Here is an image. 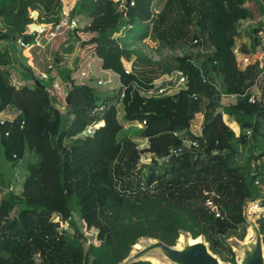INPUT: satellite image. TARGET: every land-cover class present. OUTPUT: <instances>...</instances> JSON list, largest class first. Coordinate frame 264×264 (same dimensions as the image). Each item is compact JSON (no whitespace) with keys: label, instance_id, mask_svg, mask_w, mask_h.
<instances>
[{"label":"trees","instance_id":"1","mask_svg":"<svg viewBox=\"0 0 264 264\" xmlns=\"http://www.w3.org/2000/svg\"><path fill=\"white\" fill-rule=\"evenodd\" d=\"M259 4L264 9V0H134L128 8L79 0L70 18L91 23L65 31L54 59L67 83L68 119L50 96L54 77L39 79L21 63L24 83L14 84L9 49L24 50L18 41L30 25H58L63 0H0V113L13 112L0 123V264H122L140 239L175 246L181 232L204 236L213 254L236 264L228 241L247 235L246 204L259 207L264 242ZM248 19L256 25L240 31ZM151 36L185 52L156 62L133 49ZM73 43H81L80 58L66 73L60 52ZM237 49L257 58L243 66ZM94 59L117 77L114 88L78 76ZM175 71L186 77L182 89L142 95ZM18 168L26 171L20 192L11 173Z\"/></svg>","mask_w":264,"mask_h":264},{"label":"rangeland","instance_id":"2","mask_svg":"<svg viewBox=\"0 0 264 264\" xmlns=\"http://www.w3.org/2000/svg\"><path fill=\"white\" fill-rule=\"evenodd\" d=\"M72 2H75V0H73ZM63 4H64V8H63L64 12L69 13L70 11L68 9L70 7V0H63ZM255 14H256V17L258 20L264 21V9H262L260 7V4H259V6L258 5L255 6ZM89 23H91V20H85V21L80 23V27L83 28L86 25H88ZM64 33L65 32H60L53 40L49 41V39L46 38L48 31H45L42 35L38 36V39H36L31 44L30 48H24V50H22L20 48H19L20 50H16L13 46L9 45V49L11 50L13 57L16 60L14 63V66L12 68V71H11L13 74V77L15 79L16 84H20V85L23 84L24 82L22 81L21 77L26 75L24 73V70H22V68L20 66L21 63H23L24 66L31 67L34 71V74L39 79H42V74L46 71L47 66L52 62L54 63L55 53L58 50L59 45L64 40V37H65ZM36 36H37V34H36ZM41 37H42V40H40ZM37 40L41 41L40 46L36 45ZM243 42H248V41L246 38L243 40H240L238 42V46L240 47L242 44H244ZM6 45H8V44L5 43L2 45V47L6 46ZM80 45H81V43H73L68 47L66 46L63 51L61 50L60 55L63 57L61 68L64 69V72L67 73L70 70V68H72V67L75 68L76 63L79 61V58H80V53H81L80 52ZM70 47H73V50L71 52L69 51ZM133 49L140 51L144 56H146L147 58H150L151 60L156 61V62L167 61L172 57L181 56L185 52V49L183 47H180V46L173 48V49L165 46L164 44L157 41L154 38V36H151L150 38L146 39L145 41L140 42L136 45H133ZM262 53H263V50L260 49L258 55L260 56ZM245 56H247V55L242 54V55L238 56V59L242 64H243V62L241 61V58L245 57ZM256 58H257V56H250L251 60L252 59L255 60ZM87 62L81 63V67H84L85 71L88 72V76L83 78L84 81L89 80L90 78H93V80H95V81H97L99 79H104V80H109L110 82L103 85L102 87H96V88L105 89L107 87H111V88L115 87L114 84L116 82V78H117L116 76H113L112 74L107 75V74L101 72V70L98 66V63L95 59L91 60L90 64H88V66L86 67ZM80 75H81V70L79 71L78 76H80ZM104 75L107 77H105ZM170 75L171 74L163 75L162 77L158 78L155 81L162 80V79H164ZM59 82H60L61 86L64 85V90L62 92L61 99L58 101L54 100V103L56 104L57 107L59 106L61 108L62 107L66 108L67 104H66L65 85L67 83L64 81V78L62 80L60 76H59ZM92 86H94L93 83H92ZM253 91L256 95H259L256 89H253ZM226 101L228 103H233L235 101V99L234 98H227ZM11 113H13V112H9L8 114L12 115ZM63 114H66L68 119L71 118L70 112L66 111V109L63 111ZM121 115H122V112H121ZM202 122H203L202 116H198L196 118V120L194 121L192 130L195 134L200 133L201 127H202ZM230 126L232 128H234L235 130H237V127L235 126V124H230ZM11 173L13 175V181H15L16 190L18 192H20L21 191V184H22V182L26 176V171L24 168H18V169L12 170ZM0 198H1V194H0ZM245 209H246L247 216L251 220L256 221L257 220L256 212H258V210H256L255 207L251 206L250 204L247 205ZM249 228H250V225H248V227H247V236L249 234ZM181 236L183 237V239L186 238L185 235H181ZM89 241H90V239H89ZM178 241H179V239H178ZM178 241L176 243L177 246L179 244ZM147 242H148L147 239H145V240H141L139 243H140V245H143ZM240 242L241 241H239L235 238L230 240V243H231L234 251H236V249H238ZM85 249H86V251H88L89 242H87L85 244ZM134 252H135V249L133 248L132 253H134ZM237 258L238 257H237V253H236V260H237ZM157 261H158V264H169L163 260H157ZM150 262L152 264H155L151 261V259H150ZM87 264H93V261L91 258L88 259ZM236 264H238V262H236Z\"/></svg>","mask_w":264,"mask_h":264},{"label":"water","instance_id":"3","mask_svg":"<svg viewBox=\"0 0 264 264\" xmlns=\"http://www.w3.org/2000/svg\"><path fill=\"white\" fill-rule=\"evenodd\" d=\"M131 0H126V7L130 6ZM35 30H39L38 25H33ZM9 36H12V32H9ZM33 40V35H26L23 38V44L29 45ZM61 112L66 108L57 107ZM246 206L244 207V218L246 223L250 225V236L246 235L245 239L239 243L238 249H236L238 264H264V242L263 235L260 232L259 225L256 221L251 220L246 213ZM216 212V210H214ZM181 235H185V239L179 246H169L164 242L153 238H142L139 240L147 239V243L140 245L139 248H135V252L130 253L128 258L122 264H134L141 261H149L150 259L163 260L169 264H231L221 260L218 255L213 254L210 250V245L206 241L204 236H200L194 239L190 233L181 232ZM231 238V239H233ZM230 239V240H231ZM230 240L228 244L232 247ZM178 241V240H177ZM136 244V245H137ZM233 249V247H232Z\"/></svg>","mask_w":264,"mask_h":264},{"label":"built area","instance_id":"4","mask_svg":"<svg viewBox=\"0 0 264 264\" xmlns=\"http://www.w3.org/2000/svg\"><path fill=\"white\" fill-rule=\"evenodd\" d=\"M78 1L79 0H75L74 6H75L76 2H78ZM113 1L119 2L121 4V6H126V0H113ZM130 5H134V0H131ZM69 13L64 12V14L60 20V23L56 26L38 25L40 27V29L37 31L33 28V25H36V24L30 25L28 28V31L26 32V35H33L34 36V34H37L36 39H38L39 35H42L45 31H48L46 38H48L49 41H51L60 32H65V31L74 32L77 28L80 27V22L77 19H71L69 16ZM256 23H257L256 21L251 20V19L241 21L240 31L245 32L248 29L254 27L256 25ZM1 30H2V25L0 23V31ZM40 40H42V37ZM40 40H37V43H36L37 46L41 45ZM262 42L264 45V34H262ZM18 44L23 48H30L31 47L30 44L24 45L23 39H20L18 41ZM260 49L264 51L263 47H261ZM236 53L238 54V56L242 55L239 53L238 49L236 50ZM250 60H251L250 56H245V57L241 58V61L244 64L243 66H247L250 63ZM87 76H88V72L83 70L81 72V78H85ZM50 77L55 78V81L52 84V87L49 89L50 96L52 97L53 100L58 101L62 97L64 85L61 86V84L59 82V71L56 69L55 64L53 62L47 66L46 71L42 74V78H44V79H49ZM13 82L15 85L20 86V84H16L14 77H13ZM108 82H110V81L104 80V79H99L97 81H95V80L92 81L91 84L93 83V85H94L93 87L96 88V87H102L103 85L107 84ZM186 82H187V80H186V77L183 74V72L176 71L173 74H171L170 76H168L162 80L155 81L152 89L148 92H143L142 95L146 96L148 98H151V97L157 98V97H162V96L173 95L178 90L182 89L186 85ZM254 98H255V96L252 98V101H254ZM12 118H13V115L8 114L7 112L0 113V123L1 124H5L6 122L11 121ZM234 131L236 133H239V128L237 127V130L234 129ZM88 132L91 134L93 131L90 128L88 130ZM209 206H212L211 202H209ZM253 207H255L256 210H259V207L257 205H254Z\"/></svg>","mask_w":264,"mask_h":264},{"label":"bare ground","instance_id":"5","mask_svg":"<svg viewBox=\"0 0 264 264\" xmlns=\"http://www.w3.org/2000/svg\"><path fill=\"white\" fill-rule=\"evenodd\" d=\"M250 234H251V232H250V230H249V236H250ZM183 237L181 236L180 238H179V244H178V246L180 245V243L181 242H183ZM140 244V243H139ZM135 248H139V245L137 244L136 246H134ZM151 261L153 262V263H155V264H158V261L157 260H155V259H151Z\"/></svg>","mask_w":264,"mask_h":264},{"label":"crops","instance_id":"6","mask_svg":"<svg viewBox=\"0 0 264 264\" xmlns=\"http://www.w3.org/2000/svg\"><path fill=\"white\" fill-rule=\"evenodd\" d=\"M73 0H70V7H69V11H71L72 10V8H73V6H74V2H72ZM61 69H63V68H61ZM72 70H74V67H72V68H70V70L69 71H72ZM236 126V125H235ZM237 127V126H236Z\"/></svg>","mask_w":264,"mask_h":264}]
</instances>
